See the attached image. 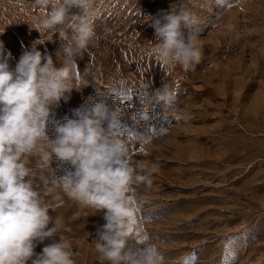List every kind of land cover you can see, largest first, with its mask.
<instances>
[{"label":"rangeland","instance_id":"374dc122","mask_svg":"<svg viewBox=\"0 0 264 264\" xmlns=\"http://www.w3.org/2000/svg\"><path fill=\"white\" fill-rule=\"evenodd\" d=\"M180 7L198 21L192 30L202 58L194 71L160 64L149 52L150 17ZM47 11L34 0H0V41L11 69L37 40L62 66L59 33L32 29ZM90 11L94 35L75 58L72 79L80 91L53 106L49 137L75 109L107 98L135 170L131 245H154L164 264H264V0H92ZM162 93L174 97V109H161ZM44 151L38 145L27 161L33 188L61 222L74 264H101L95 245L104 211L93 215L67 197L57 177L71 166L54 155L46 163Z\"/></svg>","mask_w":264,"mask_h":264},{"label":"clouds","instance_id":"9594fccd","mask_svg":"<svg viewBox=\"0 0 264 264\" xmlns=\"http://www.w3.org/2000/svg\"><path fill=\"white\" fill-rule=\"evenodd\" d=\"M91 2L34 0L48 11L32 29L40 34L58 32L63 41L57 53L64 57L59 68L51 55L38 50L36 45L42 43L37 40L13 70L9 65L12 54L5 53L0 41V264H74L71 245L60 235L61 222L49 215L53 208L42 201L29 179L27 161L38 145L41 151L49 150L43 153L46 163L54 155L71 166V171L57 177L67 197L91 209L93 215L104 211L106 223L95 245L101 264H164V256L154 245L135 248L130 243L129 229L136 212L135 170L117 138L119 112L114 104L97 97L75 109L72 118L56 124L53 138L47 132L53 106H58L66 93L80 91L73 87L72 79L78 68L75 58L87 50L94 35ZM73 8L79 12L73 14ZM149 22L154 29L149 52L156 61L194 71L202 58L198 34L192 30L198 22L195 13L180 7L150 17ZM159 104L162 110L174 109V97L162 93ZM142 166L138 162L137 168ZM135 180L144 181L146 176L137 174ZM46 240L51 242L36 253L37 244Z\"/></svg>","mask_w":264,"mask_h":264},{"label":"snow or ice","instance_id":"6c2138e0","mask_svg":"<svg viewBox=\"0 0 264 264\" xmlns=\"http://www.w3.org/2000/svg\"><path fill=\"white\" fill-rule=\"evenodd\" d=\"M229 255H232L231 253H229Z\"/></svg>","mask_w":264,"mask_h":264}]
</instances>
